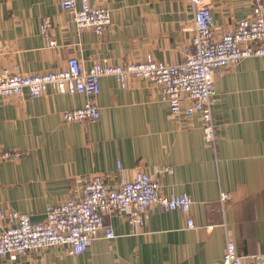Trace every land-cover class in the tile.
<instances>
[{"label":"crops","instance_id":"obj_1","mask_svg":"<svg viewBox=\"0 0 264 264\" xmlns=\"http://www.w3.org/2000/svg\"><path fill=\"white\" fill-rule=\"evenodd\" d=\"M202 1L216 36L253 7V0ZM90 3L110 8L101 35L78 31L57 0H0V65L32 73L64 68L71 56L84 70L95 61L124 63L146 54L167 63L183 60L192 24L185 0ZM44 17L53 46L40 32ZM213 88L214 147L197 115L172 114L158 85L144 78L130 76L122 88L114 77L101 76L93 121L62 119V112L83 104L82 94L48 88L35 98L27 90L0 97V150L19 153L0 159V210L43 221L47 205L80 195L94 174L112 185L136 171L156 178L163 194L186 193L192 200L187 214L151 205L140 226L123 212L107 214L115 237L98 238L82 253L38 248L15 259L0 257V264H221L226 238L240 255L264 253V55L214 70ZM221 192L230 194L224 203Z\"/></svg>","mask_w":264,"mask_h":264},{"label":"built area","instance_id":"obj_2","mask_svg":"<svg viewBox=\"0 0 264 264\" xmlns=\"http://www.w3.org/2000/svg\"><path fill=\"white\" fill-rule=\"evenodd\" d=\"M192 12L190 44L184 48L180 62L167 63L146 54L141 60L124 63L93 62L82 69L79 60L71 56L66 67L32 73L13 72L0 65V97L18 96L24 90L35 98L48 88L54 92L82 94V105L62 112L65 122L93 121L99 117L95 96L99 92L101 76H112L122 88L128 77L155 82L160 99L172 114L185 117L197 115L201 121L205 141L215 146L213 71L227 69L241 59L264 55V0H253L250 15L238 18L234 26L216 36L210 7L202 0H185ZM61 9L71 13L78 31L92 29L101 35L110 24V8L105 4H91L90 0H57ZM50 20L42 18L40 32L47 44L55 41L49 34ZM19 155L16 151L0 150V159ZM165 169L170 170L169 167ZM230 198L228 192L219 194V202ZM192 200L186 193L165 195L156 178L144 171H136L130 179H120L108 185L101 174H94L81 186L80 195L49 204L43 221H32L30 214L13 209L0 210L6 224L0 227V257L15 259L31 250L63 247L64 252L76 255L84 252L98 238H113L115 232L104 220L105 215L123 212L130 224L140 226L151 205L161 210L178 209L189 212ZM193 227V220L186 218ZM264 264V253L240 255L232 239L226 238L221 264Z\"/></svg>","mask_w":264,"mask_h":264}]
</instances>
